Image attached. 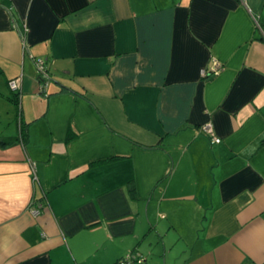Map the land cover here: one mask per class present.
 <instances>
[{
    "label": "crops",
    "instance_id": "crops-1",
    "mask_svg": "<svg viewBox=\"0 0 264 264\" xmlns=\"http://www.w3.org/2000/svg\"><path fill=\"white\" fill-rule=\"evenodd\" d=\"M256 19L264 0H0V264H264Z\"/></svg>",
    "mask_w": 264,
    "mask_h": 264
},
{
    "label": "built area",
    "instance_id": "built-area-1",
    "mask_svg": "<svg viewBox=\"0 0 264 264\" xmlns=\"http://www.w3.org/2000/svg\"><path fill=\"white\" fill-rule=\"evenodd\" d=\"M256 27L264 33V29L262 28L260 22L256 19ZM38 70L42 73H45L44 65H43V60H39L37 63ZM221 69L220 63L214 59L212 61V64L209 68V70L202 68L201 73L203 74H217L219 70ZM8 84L12 90H17L19 88V84L15 78H12L8 81ZM201 128L208 134V136L212 139V141H219L220 137L217 136L215 133L213 124L211 122H206L202 124ZM40 207H42V203L35 205L34 203L31 205L30 211L34 214L39 213ZM142 261L143 256L138 253V252H129L125 256H123L116 264H131L133 261Z\"/></svg>",
    "mask_w": 264,
    "mask_h": 264
},
{
    "label": "rangeland",
    "instance_id": "rangeland-1",
    "mask_svg": "<svg viewBox=\"0 0 264 264\" xmlns=\"http://www.w3.org/2000/svg\"><path fill=\"white\" fill-rule=\"evenodd\" d=\"M10 117H8V119H9ZM14 126H15V120H13V121H11L10 123H8L7 125L4 123L3 124V129H8V131H10L11 129H14ZM2 127L0 126V129H1ZM10 133V132H9Z\"/></svg>",
    "mask_w": 264,
    "mask_h": 264
},
{
    "label": "trees",
    "instance_id": "trees-1",
    "mask_svg": "<svg viewBox=\"0 0 264 264\" xmlns=\"http://www.w3.org/2000/svg\"><path fill=\"white\" fill-rule=\"evenodd\" d=\"M22 129H23V128H21V130H20V136H18V138L20 137V138L24 139L25 135H24V131H23ZM40 201H41V200H40ZM120 259H121V258H120ZM120 259H118L117 262H118ZM115 264H116V263H115Z\"/></svg>",
    "mask_w": 264,
    "mask_h": 264
},
{
    "label": "water",
    "instance_id": "water-1",
    "mask_svg": "<svg viewBox=\"0 0 264 264\" xmlns=\"http://www.w3.org/2000/svg\"><path fill=\"white\" fill-rule=\"evenodd\" d=\"M48 75V74H47ZM48 77V76H47Z\"/></svg>",
    "mask_w": 264,
    "mask_h": 264
}]
</instances>
